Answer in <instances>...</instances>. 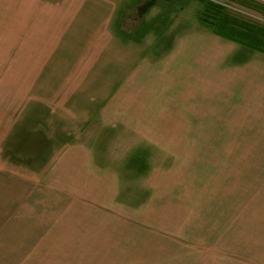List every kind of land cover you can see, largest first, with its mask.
Wrapping results in <instances>:
<instances>
[{
    "label": "crops",
    "instance_id": "0c3cea01",
    "mask_svg": "<svg viewBox=\"0 0 264 264\" xmlns=\"http://www.w3.org/2000/svg\"><path fill=\"white\" fill-rule=\"evenodd\" d=\"M144 1L0 0V142L15 92L47 166L0 162V264H73L42 245L59 208L120 213L122 175L163 173L169 142L210 141L200 127L234 110L264 130V54L214 34L201 1Z\"/></svg>",
    "mask_w": 264,
    "mask_h": 264
},
{
    "label": "rangeland",
    "instance_id": "374dc122",
    "mask_svg": "<svg viewBox=\"0 0 264 264\" xmlns=\"http://www.w3.org/2000/svg\"><path fill=\"white\" fill-rule=\"evenodd\" d=\"M198 1L264 27L257 11L264 10V0ZM9 105L10 143L0 142V153L3 147L9 152L0 162L42 177L46 159L32 157L33 142L42 136L19 134L15 92ZM247 115L248 110H234L232 124L218 118L217 125L200 127L210 141L169 142L163 173L122 175L118 214L90 211L84 221V207H65L70 214L59 208L42 245L54 247L51 257L58 263L264 264V130L249 125Z\"/></svg>",
    "mask_w": 264,
    "mask_h": 264
},
{
    "label": "trees",
    "instance_id": "16d2710c",
    "mask_svg": "<svg viewBox=\"0 0 264 264\" xmlns=\"http://www.w3.org/2000/svg\"><path fill=\"white\" fill-rule=\"evenodd\" d=\"M156 1V0H151ZM202 2V1H201ZM200 20L217 36L264 54V27L218 10L205 3ZM257 11L264 16V10Z\"/></svg>",
    "mask_w": 264,
    "mask_h": 264
}]
</instances>
